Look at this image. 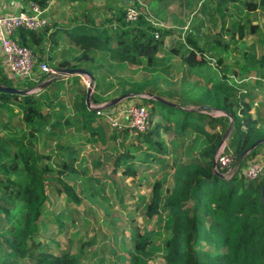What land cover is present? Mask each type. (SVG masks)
Returning <instances> with one entry per match:
<instances>
[{
    "label": "trees",
    "instance_id": "16d2710c",
    "mask_svg": "<svg viewBox=\"0 0 264 264\" xmlns=\"http://www.w3.org/2000/svg\"><path fill=\"white\" fill-rule=\"evenodd\" d=\"M22 1H34L47 8L52 0ZM84 1L87 0H78L80 3ZM127 1L130 3L132 0ZM148 1L152 7L160 0ZM218 1L220 12L227 10L229 3L240 2ZM134 6L141 13L134 23L125 21V8L99 24L94 17L82 15V25L70 36L78 41L82 50L77 63L71 66L70 62H61L53 66L56 71L85 69L83 65L94 61L93 56L107 54L122 64L144 68L159 65L166 70L180 62L187 79L197 78L196 83H187L189 89L181 90L178 98L160 87L159 78L142 81L119 78L116 86L109 85L116 90L118 98L128 94L134 99L141 97V105L150 111L152 126L144 134H136L129 128L119 132L115 130L110 135L114 146L105 149V154L114 152L107 161H113L114 171L123 167L127 176L135 177L134 158L140 154L141 160L146 155L149 156L145 161L148 167L155 163L159 165L156 173L161 172L162 178L153 182L146 204V215L149 219L156 218L158 230L144 238L140 234L134 235V249L126 256L118 255L116 261L107 264L125 261L149 264L158 252H162L164 264H264V178L249 182L238 173L227 179L224 173L219 172L223 175L219 176L213 170L216 153L229 128L228 147L234 154L235 165L245 168L261 146L241 159L252 144L264 139V129L252 115L257 94L264 95V59L230 70L224 62V54L230 44L214 39L207 46H201L199 37L195 35L200 33L199 28L194 32L188 31L183 41L174 42L171 38L166 45V37L175 36V32L157 28L142 0H134ZM243 6L248 11H257L264 9V0L259 4L245 1ZM248 25L246 21L235 27L244 32ZM251 28L252 31L256 29ZM14 38L20 45L35 51L36 46L43 44L45 36L43 32L21 30ZM162 53L165 56L160 58ZM212 62L221 72L232 74L233 78H223L221 72L211 65ZM250 69L256 71V77L254 82L247 84L250 73H246ZM85 70L93 77L90 80L93 88L91 107L86 103L87 90L80 76L59 78L32 94L0 93V220L10 227L4 232L10 239L4 243L0 241V264H27L24 260L29 257L36 264H81V249L79 254L60 261L46 255L43 244L35 241L49 210L47 180L57 181L69 202L80 203L68 182L83 175L81 166L86 160L79 159L82 149L64 146L62 138H74L78 133L94 147L106 144V128L110 126L98 123L97 118L105 121V117L112 115L116 108H100L104 102L101 88L107 85L106 80L94 75L90 69ZM38 77V83L30 81L15 88L28 92L37 90L38 85L44 82L43 75ZM11 81L4 85L13 87ZM240 81L245 84L242 82L239 86ZM51 90L54 92L50 95ZM61 91L64 96L53 102L51 98H58ZM185 93L194 94V99L180 104ZM172 110L175 113H170ZM157 118L170 125L163 128V124H155ZM71 128L75 131L64 137L66 129ZM172 130L175 131V141L168 143L161 132L172 137ZM117 133L124 138L122 152L116 144ZM131 135H135V139L126 144ZM176 142L191 144L188 161L182 164H172L171 150L176 148ZM95 153L91 156L99 157ZM128 161L132 163L128 165ZM97 165L101 166V163L98 161ZM168 178L172 181L170 187L165 184ZM39 249L41 251L38 252Z\"/></svg>",
    "mask_w": 264,
    "mask_h": 264
},
{
    "label": "rangeland",
    "instance_id": "374dc122",
    "mask_svg": "<svg viewBox=\"0 0 264 264\" xmlns=\"http://www.w3.org/2000/svg\"><path fill=\"white\" fill-rule=\"evenodd\" d=\"M165 1L164 6H166L167 12H162L159 9V16H155L156 18L153 16L150 20L157 28L175 32V36L166 37V45L169 44L171 38H174V42L178 40L183 41V37H185L188 31L194 32L195 28H199L200 33H195V35L199 37L201 46H207L214 39L230 44L228 52L224 54V62L227 63V67L230 70L239 69L253 64L254 61L258 62L262 58L264 59V9L248 11L243 6L245 1L259 4L262 0H239L240 2L238 3H229L228 9L224 12H220L217 8L218 0ZM63 6L68 7L65 4ZM121 6L124 8L123 3ZM222 6L225 8L224 5ZM100 8V13L103 14L104 7L100 6ZM158 8H161V6H154V9ZM246 21L249 22V25L245 28L244 32L239 31L235 27L237 24H245ZM52 24L53 21L51 22L50 20V27ZM157 24L163 27H159ZM202 24L203 26L200 27ZM251 27L256 29L252 31ZM242 34L244 35L241 38ZM91 56L93 55L91 54ZM102 56V58H99V56L95 58L93 64L95 67H91L92 63L90 62H85L83 65L88 70L90 69L94 75L104 77L106 80L107 85L101 88L104 100L101 106H105L107 102L118 98L116 90L111 87L109 88V85L113 84L116 86L119 78L132 81H142L145 78L147 80L159 78L160 87L177 98L181 90L187 91L189 89L188 82H197V78L194 77L187 79L180 62L165 70L163 66L159 65L154 68L131 66L129 64L124 65L110 59L109 55ZM163 56L165 54L162 53L160 58ZM211 65L221 72L215 62H212ZM246 74H249L250 78L245 83L250 84L254 82L256 71L250 69ZM221 75L223 78L228 76L230 80L233 78L232 74L230 75L225 72H221ZM82 79L86 80L87 84H90L86 76H83ZM12 80L11 84L14 88L21 87L24 83L30 82V80L24 78H12ZM242 82L238 83L239 86H241ZM245 83L243 82V84ZM87 89L88 86L85 85V90ZM53 92L54 90H51L49 94L51 95ZM64 94L61 91L58 98L52 97L51 100L57 102ZM193 99L194 94L185 93L180 104L191 102ZM125 102L142 103L141 97L132 98V100L129 99ZM165 110L166 112L169 111ZM170 113H175V110H172ZM252 115L260 121L264 129L263 94H257ZM97 122L104 126L107 124L100 117L97 118ZM154 123L163 124V128L170 125V123L164 122L160 118L155 119ZM71 131L74 132L75 129H66L64 137H68ZM114 131L110 127H107L106 144L97 147L88 144L85 137L78 133L74 138H62L64 146L82 149L79 159H85L86 163L81 166V169H84L83 175H79L74 181L68 182L80 203L69 202L67 195L63 192L61 185L57 181L50 179L46 181V191L50 200L49 210L43 220L44 227L35 243L43 244L42 249L46 255L56 260L61 261L66 259L67 256L71 257L79 254L81 249L82 251L79 254L81 256V264H98V261L101 259H105L106 262L104 264H107L109 261H116L118 255L126 256L128 251L134 249V235L140 234L144 238L148 234H152V232L158 230L156 218L149 219L146 215V204L150 198L154 180L162 178L161 172L156 173L159 165L155 163L148 167L145 161L149 156L145 155L140 160V154H136L133 161L134 168H137L135 177L127 176L124 173L123 167L117 172L114 171L112 166L113 161H107L113 151H108L105 154L106 148L114 146L110 140V135ZM173 133H175L174 130L171 131L172 137H170L168 133L162 131L161 136L166 142L170 143L172 140L175 141ZM116 135L118 150L122 152L124 148L121 147V144L124 138L120 133ZM134 136H129L126 144L135 139ZM227 138V142H229L230 135ZM192 140L195 141L194 136H192ZM176 144V148H172L171 150L173 152L172 164H178L183 160L188 161L187 155L190 152V142L185 145L178 142ZM93 152H96L95 154H98L99 157H92L91 153ZM253 159L264 161L263 144L258 149L256 156L251 158V160ZM98 161L101 163V166L97 165ZM105 161L108 162L106 166ZM131 163V161H128L127 164ZM243 171L244 166L241 168L239 165H233L234 175L241 173L244 177ZM166 181L167 187L172 186L170 178ZM2 226H4L3 230L1 229ZM9 228V225L5 221L0 220V241L2 243L10 239L9 235L4 234ZM29 243L32 245V242ZM24 261L27 264H36L35 260L30 257ZM122 264L129 263L125 261ZM149 264H164L162 252L156 253L154 259Z\"/></svg>",
    "mask_w": 264,
    "mask_h": 264
},
{
    "label": "built area",
    "instance_id": "2783aa9c",
    "mask_svg": "<svg viewBox=\"0 0 264 264\" xmlns=\"http://www.w3.org/2000/svg\"><path fill=\"white\" fill-rule=\"evenodd\" d=\"M124 8L125 21L127 23L137 22L141 13L134 6V0L130 3L127 2ZM47 9L48 7L43 8L34 1H28L25 9L14 14L0 15V52L8 74L12 78H24L38 83V75L40 74L44 76L43 83H45L57 76L55 69L49 67L46 63H38L33 51L20 45L14 38L21 30L39 33L48 29L50 22L46 15ZM86 85L89 86V83H86ZM37 91L34 90L31 93H36ZM203 113L207 114V112ZM219 115L217 114V116ZM105 118L110 128L117 130V132L123 128H129L136 134H144L152 126L148 107L133 102L123 101L119 103L113 114ZM227 141L228 138L219 146L215 159L217 160L218 172L224 173L225 177L230 179L234 175L233 165L235 157L229 149ZM244 177L249 182L263 178L264 161L255 159L247 161L244 168Z\"/></svg>",
    "mask_w": 264,
    "mask_h": 264
},
{
    "label": "crops",
    "instance_id": "0c3cea01",
    "mask_svg": "<svg viewBox=\"0 0 264 264\" xmlns=\"http://www.w3.org/2000/svg\"><path fill=\"white\" fill-rule=\"evenodd\" d=\"M127 2V0H87L86 2L84 1L83 3H80L78 0H52L48 6L46 15L49 22L51 20V22L53 21V24L50 28L43 31L45 36L43 44L41 42L36 46L35 51L31 48L30 49L36 55L38 60L41 59V63H46L51 68L61 62H70L71 66H73L77 63L82 50H80L78 41L70 36L79 26L82 25L81 16L88 14L90 17L95 18L96 24H99L104 19L111 17L112 14H116L119 9H123L121 4L123 3L125 7ZM142 3L146 10L148 9L151 12L152 15L149 14L152 17L154 16V18H156L155 16H159V9L162 10V12H167L166 6H164L166 3L165 0H160L152 7L148 0H142ZM26 4L27 2L22 0H0V15L17 13L20 10L25 9ZM63 4L68 7H64ZM155 5L161 6V8L154 9ZM100 6L104 7L103 14L100 13ZM157 25H159V27L162 26L160 24ZM89 55H91V52H89ZM102 55L107 54H97L96 56H93L94 61H88L92 63L91 67H95L93 65L95 58L98 56L99 58H102ZM85 69H87V67H85ZM82 77L83 76H81L80 79L85 86L87 81H84ZM9 80H12V78L8 74L3 56L0 52V84L4 85V83ZM68 83H71L70 79H68ZM43 84L41 83L38 85L37 90H41ZM184 162L186 161L183 160L180 164ZM157 177L159 176L157 175ZM100 261L106 262L105 259H101L98 261V264Z\"/></svg>",
    "mask_w": 264,
    "mask_h": 264
},
{
    "label": "water",
    "instance_id": "95a60500",
    "mask_svg": "<svg viewBox=\"0 0 264 264\" xmlns=\"http://www.w3.org/2000/svg\"><path fill=\"white\" fill-rule=\"evenodd\" d=\"M74 76H86L88 78V81L92 80V75L86 71L85 69L82 68H64V69H60L59 71H57V76H55L54 79L45 82L42 86H41V90L45 89L49 84H51L54 80H57L59 78H70V77H74ZM0 93H9V94H17V95H27V94H32L31 92H28L26 90H20L14 87H9V86H5L0 84ZM92 93H93V88L91 87V83L88 86L87 89V98H86V103L89 107H91V97H92ZM134 96L133 95H124L120 98L114 99L112 101H110L107 105H105L106 107H115L116 105H118L119 103L132 99ZM157 101L162 102V103H166L165 101H163L162 99L159 98H155ZM168 105H171L170 103H166ZM105 106H101L100 108H103ZM230 135V128L227 131V134L225 135V137L223 138L222 142L220 145H222L224 143V141L227 139V136ZM264 144V139L263 140H259L257 142H255L254 144H252L241 156V159H245L251 152H253L257 147H259L260 145ZM213 170L216 174H218L219 176H223L221 173L218 172L217 170V160L214 159L213 161ZM262 200L264 201V181H263V186H262Z\"/></svg>",
    "mask_w": 264,
    "mask_h": 264
},
{
    "label": "clouds",
    "instance_id": "9594fccd",
    "mask_svg": "<svg viewBox=\"0 0 264 264\" xmlns=\"http://www.w3.org/2000/svg\"><path fill=\"white\" fill-rule=\"evenodd\" d=\"M264 178V177H263Z\"/></svg>",
    "mask_w": 264,
    "mask_h": 264
}]
</instances>
